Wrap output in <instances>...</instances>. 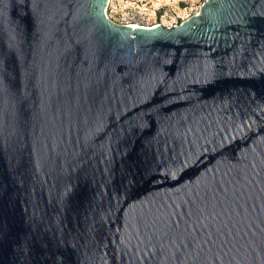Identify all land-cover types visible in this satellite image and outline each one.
I'll use <instances>...</instances> for the list:
<instances>
[{
  "label": "water",
  "instance_id": "obj_1",
  "mask_svg": "<svg viewBox=\"0 0 264 264\" xmlns=\"http://www.w3.org/2000/svg\"><path fill=\"white\" fill-rule=\"evenodd\" d=\"M107 1L0 0V264H264V0Z\"/></svg>",
  "mask_w": 264,
  "mask_h": 264
},
{
  "label": "rangeland",
  "instance_id": "obj_2",
  "mask_svg": "<svg viewBox=\"0 0 264 264\" xmlns=\"http://www.w3.org/2000/svg\"><path fill=\"white\" fill-rule=\"evenodd\" d=\"M121 7L146 5L153 11L155 6L157 18L166 24H178L199 10L203 0H116ZM132 5V6H131ZM117 18V16H115Z\"/></svg>",
  "mask_w": 264,
  "mask_h": 264
},
{
  "label": "built area",
  "instance_id": "obj_3",
  "mask_svg": "<svg viewBox=\"0 0 264 264\" xmlns=\"http://www.w3.org/2000/svg\"><path fill=\"white\" fill-rule=\"evenodd\" d=\"M159 8L160 6H155V8L152 11L150 10V7H147L145 4L142 6L136 5V7L127 6L124 8L121 7L116 0H108L105 7V14L111 21L118 24L128 25L132 28L152 27L158 24H162L166 26L175 25L176 23L166 24L157 18L156 9L159 10ZM115 16H117V18H115Z\"/></svg>",
  "mask_w": 264,
  "mask_h": 264
}]
</instances>
